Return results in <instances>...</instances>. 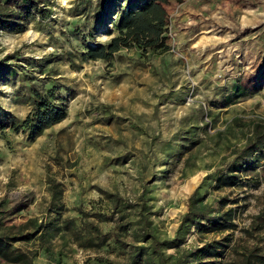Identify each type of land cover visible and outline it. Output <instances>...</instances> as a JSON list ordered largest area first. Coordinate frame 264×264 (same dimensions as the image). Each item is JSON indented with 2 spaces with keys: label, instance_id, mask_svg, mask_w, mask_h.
I'll use <instances>...</instances> for the list:
<instances>
[{
  "label": "rangeland",
  "instance_id": "374dc122",
  "mask_svg": "<svg viewBox=\"0 0 264 264\" xmlns=\"http://www.w3.org/2000/svg\"><path fill=\"white\" fill-rule=\"evenodd\" d=\"M94 3L52 0L46 21L27 22L21 33L0 30V59L12 56L9 63L19 65L39 88L55 81L64 88L67 108L65 120L32 141L11 129L0 132L1 217L7 224L45 218L50 178L62 185L63 217L77 224L85 221L103 234L118 235L122 215L137 219V209L121 207L144 195L153 199L148 201L153 224L171 238L186 197L242 150L253 124L264 125V0H169L166 53L122 50L109 62L75 58L71 66L65 52L78 54L85 44L109 40L105 28L85 44L80 38L87 35ZM10 83L0 80V108L20 121L30 107L15 91L29 83L21 78ZM233 84L244 87L246 96L225 106L222 100ZM177 151L183 154L171 155ZM253 164L236 174L237 185L209 192V203L221 197L233 201L226 208L237 209L236 228L192 232L179 249L226 237L227 248L211 264H233L230 248L253 243L244 230L264 209V160ZM108 195L121 201L120 213ZM132 231L119 239L130 242ZM128 251L114 240L80 248L71 236L55 234L32 264H127Z\"/></svg>",
  "mask_w": 264,
  "mask_h": 264
},
{
  "label": "trees",
  "instance_id": "16d2710c",
  "mask_svg": "<svg viewBox=\"0 0 264 264\" xmlns=\"http://www.w3.org/2000/svg\"><path fill=\"white\" fill-rule=\"evenodd\" d=\"M52 0H0V30L23 32L24 24L30 21H46L49 17L48 6ZM91 0H82L88 5ZM169 0H95L89 17H87V35H81L83 44L92 41L96 32L105 28L109 40L106 43L86 45L85 51L74 54L65 52V58L74 66V59L86 61H111L114 55L122 50H138L142 55L164 54L169 50V35L167 29L168 14L165 6ZM81 11V10H80ZM83 11V9H82ZM77 12V11H76ZM79 14V13H78ZM83 14V13H80ZM74 16H77L75 13ZM77 35L76 31H71ZM12 56L0 59V80L9 82L21 78L20 85L15 91L18 101L30 107L27 115L20 121L0 108V132L11 129L14 133H22L29 142L37 137L43 129L60 123L67 117L66 98L55 81L39 88L31 83L19 65L9 63ZM36 64H39L36 62ZM44 65L40 64L42 68ZM25 71V70H24ZM25 78V79H24ZM8 80V81H7ZM24 89V92H22ZM66 90V89H65ZM246 96L245 88L233 84L229 93L222 100L225 106H231ZM197 143L192 142L191 146ZM191 147H182L188 152ZM171 149V148H170ZM183 152L177 151L172 156L179 157ZM264 160V125L253 124L251 138L240 152L223 167L209 173L201 179L192 193L185 199L184 210L176 220V229L171 238L161 233L153 224L151 207L144 195L135 204L124 203L123 206L114 195L108 198L115 200L118 213L122 210L137 209L136 221L122 215L117 226L118 235L103 234L97 227L85 221L77 224L75 220L63 217L62 205L63 188L53 179L47 180L49 203L45 218H29L22 223L7 224L1 217L0 211V262L2 264H32L33 258L39 250H47L50 239L55 234H61L62 239L71 236L73 242L80 248L96 249L114 240L116 245L128 251L127 264H211L222 256L227 248L226 237L203 243L193 249H179L186 238L195 232L199 235L212 232L222 233L236 228L233 220L237 209L226 205L229 201L225 197L208 202L210 190L222 187H233L240 181L239 172H245L253 161ZM165 166V165H163ZM124 220H126L124 222ZM132 240L119 239L121 235L130 234ZM246 240L253 243L248 245L235 244L230 248L234 254L233 264H264V209L252 218L249 227L244 230ZM16 243L31 244V249L22 250ZM169 249L178 250L175 255H168ZM99 264V263H98ZM109 264V262H107Z\"/></svg>",
  "mask_w": 264,
  "mask_h": 264
}]
</instances>
